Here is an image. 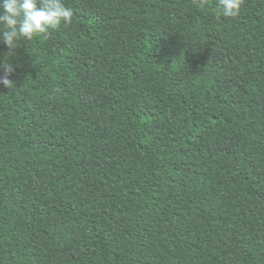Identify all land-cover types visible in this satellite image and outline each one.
<instances>
[{
	"label": "trees",
	"instance_id": "obj_1",
	"mask_svg": "<svg viewBox=\"0 0 264 264\" xmlns=\"http://www.w3.org/2000/svg\"><path fill=\"white\" fill-rule=\"evenodd\" d=\"M64 3L0 44V264H264V0Z\"/></svg>",
	"mask_w": 264,
	"mask_h": 264
},
{
	"label": "clouds",
	"instance_id": "obj_2",
	"mask_svg": "<svg viewBox=\"0 0 264 264\" xmlns=\"http://www.w3.org/2000/svg\"><path fill=\"white\" fill-rule=\"evenodd\" d=\"M203 9L208 0H194ZM243 0H216V8L223 18L238 17ZM73 9L64 0H0V44L7 46L11 56L21 41H31L35 37L46 36L50 30L72 23ZM4 75L0 84L5 88L14 87L9 74L14 70L10 63H0Z\"/></svg>",
	"mask_w": 264,
	"mask_h": 264
}]
</instances>
